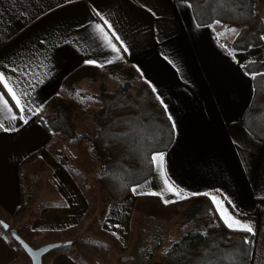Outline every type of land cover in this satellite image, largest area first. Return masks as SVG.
Segmentation results:
<instances>
[{
  "label": "crops",
  "instance_id": "0c3cea01",
  "mask_svg": "<svg viewBox=\"0 0 264 264\" xmlns=\"http://www.w3.org/2000/svg\"><path fill=\"white\" fill-rule=\"evenodd\" d=\"M188 4L186 0H0V71L36 85L34 90L28 89L30 97L22 98L31 101L28 107L32 112L24 113L27 123L19 118L5 119L12 114L19 117L20 109L0 86L12 106L11 113L6 108L0 112V120L9 129L0 128V206L6 213L13 214L22 203L24 163L44 154L53 140L36 109L60 94L64 79L89 65L86 60H95L103 67L126 62L155 87L175 124L174 142L163 152L165 178L181 196L207 193L216 213L219 205L221 212L227 210L226 216L230 213L250 223L254 229L250 264H264V139L252 134L243 120L254 96V79L244 65L264 53V45L247 52H225L213 38L212 28L197 23ZM97 11L128 46L127 53L121 50L119 54L122 59L106 63L117 53L104 46L93 29L101 24L111 35ZM219 32H223L221 28ZM113 42L120 47L118 41ZM25 64L42 83L31 75L11 71L23 69ZM134 187L138 192H160L164 185L156 166L150 179ZM165 199L182 200L174 192H164L161 198L132 191L109 203L100 223L111 240L85 238L87 247L95 250L94 256L100 257L97 264H166L162 238L157 247L159 231L161 237L166 234L163 229L155 236L149 231L153 224L170 221L171 203L165 204ZM67 208L64 212H70ZM55 209L44 211L32 229H69L78 221L70 214L56 217ZM141 213L143 217L134 224ZM146 229L148 235L143 234ZM142 237L145 243H137L136 238ZM51 238L47 244L58 242ZM79 245L75 242L53 250L51 255L49 252L43 264L94 263L78 257L83 255ZM110 255L113 258L108 262ZM16 256V248L0 241V264H13Z\"/></svg>",
  "mask_w": 264,
  "mask_h": 264
},
{
  "label": "trees",
  "instance_id": "16d2710c",
  "mask_svg": "<svg viewBox=\"0 0 264 264\" xmlns=\"http://www.w3.org/2000/svg\"><path fill=\"white\" fill-rule=\"evenodd\" d=\"M186 1L191 4L198 24L212 26L219 20L222 25L238 27L239 35L227 48L231 53L247 52L264 45L261 39L264 18L257 10L258 0ZM244 68L253 76L254 96L243 120L252 134L264 139V53L248 61ZM101 71L107 72L117 84L113 90L102 84L100 91L94 94L100 103L93 113L94 133L80 134L75 106L81 103L79 85L88 80L97 81ZM156 96L132 64L84 65L64 79L61 93L51 98L37 115L51 136L58 134L89 142V151L99 162L97 180L111 203L125 198L134 186L150 179L155 171L151 156L167 151L174 142L175 128ZM45 109L50 111L49 116L43 115ZM60 162L66 165L65 155H61ZM22 197L18 211L25 207L24 189ZM169 206L175 209L185 206L187 222L214 217L218 229L212 233L195 229L183 234L164 250L162 256L166 264H250L254 235L229 230L206 195L190 196ZM106 211L107 208L104 213ZM245 238L250 243H244ZM160 241L158 236L157 247Z\"/></svg>",
  "mask_w": 264,
  "mask_h": 264
},
{
  "label": "rangeland",
  "instance_id": "374dc122",
  "mask_svg": "<svg viewBox=\"0 0 264 264\" xmlns=\"http://www.w3.org/2000/svg\"><path fill=\"white\" fill-rule=\"evenodd\" d=\"M257 10L260 15L264 17V0L257 1ZM225 27L239 30L238 27L235 26L229 27L215 23L209 28H212L213 38L217 41V44L222 50L229 52L227 48L230 40L232 41L236 35L228 33L225 36L218 37L217 33H220L219 29L221 28L224 32ZM98 77L99 79L97 81L88 80L79 85L78 96L81 103H75V106L78 131L80 134L85 132H89L90 134L94 133L95 124L93 113L94 110L100 106L99 101L94 98V94L100 91L102 84H105L110 90H113L117 84L107 72L101 71L98 73ZM67 99L70 98L68 97ZM49 114L50 111L47 109L43 111V115L49 116ZM52 136L53 140L44 151V154L40 156L36 155L31 160H27L23 165L22 186L24 188L25 207L20 211H18V207L13 214H8L0 206V220L10 225V229L6 230L0 223V241L3 243L6 242L16 248L18 256H16L17 259L13 264H28L27 260L29 256L13 238L10 233L11 230L17 231L20 236L36 248L47 244L46 242H48L51 237L52 240L54 239L62 243L73 238L76 240L75 242L80 244V247L82 246L83 255H78V257L82 259V261L86 260L89 261V263L94 262L97 264V259L100 257L94 256L96 252L94 249L87 247L89 243L85 238L93 236L104 241L108 239L111 240L110 237L108 238L105 235V231L102 229L100 223L106 208H108L109 199L97 180L96 173L99 169V162L96 157L90 153L89 142L85 139L78 138L71 140L58 134ZM62 154L67 158L66 165L64 166L60 162ZM69 187H71V189L67 191ZM70 205L72 207H70ZM65 207H68L67 209H70V212H64ZM48 208H56L54 211L57 214L56 217L61 216L64 218L66 214H70L74 220L75 217L78 218V221L70 226L69 229L62 226H58V228L53 231L51 230V232L43 231L39 228L32 229L33 222L37 218H41V216L45 214L44 211L48 210ZM186 210L187 208L185 206H179L176 209L171 208L168 212V215H171L170 221L166 223L163 222L162 225L153 224L149 229L152 236L158 234V230L162 231L163 229L166 235L162 234L161 237V234H159L165 243L163 248L171 246L174 241L191 230L201 229L206 233H212L218 229L216 228L218 225L214 217L193 219L187 222L186 218L188 213H186ZM54 214L55 213H51V217L54 216ZM142 217V213L140 216H136L134 224L137 225ZM57 224L59 225L60 223ZM146 227L149 226L146 225ZM143 234L148 235V229H146ZM138 239L136 238L137 243L144 242L143 237ZM112 241H110L109 245ZM131 244L133 245V240ZM84 245H86L85 249H83ZM111 246L114 245L111 244ZM64 247L68 246H63V248ZM107 258L110 259L106 261L110 262L113 256L110 255ZM157 258H161V255ZM47 260L48 259H46V263ZM100 263L103 264V262ZM105 264H107V262Z\"/></svg>",
  "mask_w": 264,
  "mask_h": 264
},
{
  "label": "snow or ice",
  "instance_id": "6c2138e0",
  "mask_svg": "<svg viewBox=\"0 0 264 264\" xmlns=\"http://www.w3.org/2000/svg\"><path fill=\"white\" fill-rule=\"evenodd\" d=\"M188 7H191V4H188ZM96 15L100 16L101 20H103V24L106 25L107 29L111 31V35H109V31H106L105 28L101 24L93 25L94 31L98 34L99 39L102 41L104 46L109 48L112 52L117 53L116 56H114L110 60H107L106 63H112L114 60L122 59L123 57L119 54L121 53V50H123L124 53H127L129 51L128 46L126 45L125 41L121 38V36L118 35L116 33V31L113 29L112 24L107 19H105L101 15L100 12L97 11ZM220 23L221 22L219 20L215 21V24H220ZM197 26H199V25H197ZM209 27H211V25H209ZM228 33H233L235 35H239L238 30L225 27V31L217 33V36L218 37L219 36H225ZM113 39L115 41L119 42L120 47H117V44L113 42ZM261 39H264V36H262ZM223 47H226V46H223ZM165 59H167V57H165ZM85 63L89 64V65H97V66L103 67V64H99L95 60H86ZM242 67H243V65H242ZM28 68H29V65L25 64L23 69L12 68L11 71L12 72L19 71L22 74V76H24V77L31 75L33 77V79L36 80L37 83H42L43 81L41 79H39V77L36 73H30L29 71L26 70ZM21 84L24 85L23 88H21ZM0 86H2V88L6 91V93L8 95H10L12 97V99L15 101L14 106L16 108L20 109L19 117H17L15 114H12L11 116L5 117V119L10 120V121H15L17 118H19L20 120H23L24 123H27L28 120L25 118L24 113H25V110H27L28 112H32V108L28 107V105L31 103V101L30 100L24 101L22 98L30 97V92L28 91V89L31 88L34 90L36 85L31 83L30 81L21 80L19 77L16 79H13L11 76H8L4 71H0ZM16 89H20L19 93H17ZM152 91L154 93L156 92L155 87H152ZM156 99L160 102L161 105L164 106L165 111L167 112V105L164 104V101L161 99V97L159 95H157ZM5 108L7 109L8 113L12 112V106L8 105V101L4 97V92H0V112H3ZM41 108H42V106L38 107L36 109V112H39ZM33 114H35V113H33ZM168 119L169 120L172 119L170 114L168 115ZM0 128H3L6 131L9 130L8 128L5 127V123L3 120H0ZM173 128H175V124H173ZM12 130H15L14 127ZM164 158H165V154L163 152H157L151 156V161L156 166L157 172H158L159 176L162 178V183L164 185L162 190L160 192H155V191L138 192L137 188L134 187V188H132V191L136 194H139V195H154V196H160L161 198H163L164 192H174L180 199L188 198L187 195L181 196L180 192L177 191L176 188H174L173 185L169 182V179L165 178V171H164L165 159ZM138 187H143V186H138ZM189 195L194 196L197 194L191 193ZM204 195H208V194L204 193ZM211 199L213 200V203L215 204L217 198L213 196V197H211ZM172 202H174V201H170L167 199L164 200L165 204L172 203ZM216 210H217V213L220 215V218L223 220L224 225L229 230L241 231V232H247V233H253L254 234V229L250 223L242 222L240 219H237L236 217L232 216L230 213L227 214V216H226L225 213L227 212V210L225 209L224 212H221L219 205H217ZM117 227H119V226L117 225ZM244 243L247 244V243H250V241L247 238H245ZM25 248L29 252H31V249H28L27 245H25Z\"/></svg>",
  "mask_w": 264,
  "mask_h": 264
},
{
  "label": "water",
  "instance_id": "95a60500",
  "mask_svg": "<svg viewBox=\"0 0 264 264\" xmlns=\"http://www.w3.org/2000/svg\"><path fill=\"white\" fill-rule=\"evenodd\" d=\"M0 223L6 230L10 229V225L8 223H6L5 221L0 220ZM10 233L13 236V238L21 245V247L24 249V251L27 253L32 264H43L44 256L46 254H48L49 252H51L52 250H55V249L63 247V246L72 245L75 243L74 240H68L64 243L52 242V243H48V244H45V245H42V246L36 248V247H33L31 244H29L22 236H20L17 231L11 230ZM25 245H27L28 249H31V252H29L25 248Z\"/></svg>",
  "mask_w": 264,
  "mask_h": 264
}]
</instances>
